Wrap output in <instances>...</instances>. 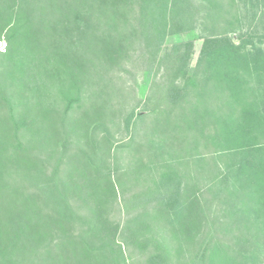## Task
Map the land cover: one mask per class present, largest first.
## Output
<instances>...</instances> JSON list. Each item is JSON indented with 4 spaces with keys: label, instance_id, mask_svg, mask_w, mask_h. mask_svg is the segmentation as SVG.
<instances>
[{
    "label": "trees",
    "instance_id": "16d2710c",
    "mask_svg": "<svg viewBox=\"0 0 264 264\" xmlns=\"http://www.w3.org/2000/svg\"><path fill=\"white\" fill-rule=\"evenodd\" d=\"M0 43V264H264V0H0Z\"/></svg>",
    "mask_w": 264,
    "mask_h": 264
},
{
    "label": "rangeland",
    "instance_id": "374dc122",
    "mask_svg": "<svg viewBox=\"0 0 264 264\" xmlns=\"http://www.w3.org/2000/svg\"><path fill=\"white\" fill-rule=\"evenodd\" d=\"M236 41V37H233ZM182 41H193L194 43V54L192 57V66L195 65L196 60L198 58L200 49H201V44H202V39H201V34L198 30L193 31L187 35H174V36H169L165 39L164 45L165 46H170L171 44L174 43H179ZM4 48L3 45L0 43V51ZM151 81V75L147 74L144 76L139 77V95L143 98L145 96L147 87Z\"/></svg>",
    "mask_w": 264,
    "mask_h": 264
}]
</instances>
